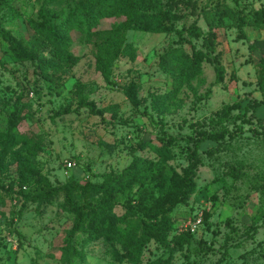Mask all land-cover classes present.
<instances>
[{"label": "rangeland", "instance_id": "374dc122", "mask_svg": "<svg viewBox=\"0 0 264 264\" xmlns=\"http://www.w3.org/2000/svg\"><path fill=\"white\" fill-rule=\"evenodd\" d=\"M125 1L128 8L78 27L66 5L84 11L95 0L3 4L1 27L33 61L0 37V141L15 107L20 136L11 148L0 146V264H264V0ZM41 7L59 16L66 56L37 30ZM157 9L178 19L152 32L131 28L134 12ZM193 49L204 55L199 71L177 85L174 69L184 67L174 61ZM199 131L233 137L200 146L189 188L184 170L194 148L184 139ZM164 134L177 141L161 166L147 145L158 146ZM135 157L151 161L150 172L113 196L104 220L88 216L100 198L92 191L71 192L79 218L64 190L43 198L72 183L98 187ZM172 172L181 180L172 182ZM139 207L170 209L160 243L138 249L126 236L123 245L88 238L154 223Z\"/></svg>", "mask_w": 264, "mask_h": 264}, {"label": "trees", "instance_id": "16d2710c", "mask_svg": "<svg viewBox=\"0 0 264 264\" xmlns=\"http://www.w3.org/2000/svg\"><path fill=\"white\" fill-rule=\"evenodd\" d=\"M6 0H0V11H2L3 4ZM236 4H238L239 0H234ZM131 8L132 6L129 5ZM67 10L69 11L66 18L69 23L72 25L74 24L76 27L79 26L80 23L85 24H91V20L93 17L99 16V15H105V14H112L116 9L120 8H128V2L125 0H95L94 3H92L88 10H82L78 6H72L67 4L66 5ZM58 15H56L54 12L47 13L43 7L40 8L38 12V23H36L37 30L43 34L44 37H46L50 42L54 43V46L60 54L67 55V43L66 41H59L60 38H58V33L60 31V24L54 23L58 19ZM132 17V18H131ZM131 28H136L143 31H155L157 30L163 23L168 22L172 19H178L176 15H171L168 11H163L160 9H157L154 11L152 15H148L144 12H134V15H131ZM195 31L193 27H190L188 29H184L181 33H179V40H183L182 33L187 32L188 34ZM212 36V35H211ZM0 37H2L5 41H7L10 46L12 47L14 53H16L21 59L27 60V61H33V58L28 55H24L22 51L17 46L15 40L1 27L0 23ZM204 58V55L200 51H195L193 49L192 55L189 58L186 55H183L182 58L179 56L174 61V64L177 65L180 63L183 65L184 70H181L180 68L174 69V80L176 84L182 83L189 78L194 77L198 71H199V64L202 62ZM259 78H264V60H261L259 62ZM264 80V79H263ZM263 84V83H262ZM263 86V87H262ZM261 87L264 88V85ZM19 99V98H18ZM230 108L225 107L223 110L224 115L229 114ZM18 115V107L14 108V111L11 114V119L8 127L6 128V131L4 132V140L0 141V146L3 147V150H6L8 148H11L13 143L18 139V135L13 132V129L16 125V117ZM242 122H245V119L243 117H237ZM230 136V139L233 137V133L227 132V131H221V132H213V133H204L202 131H199L196 133V137L194 138H185L184 140L187 143H191L193 145L194 150L190 153V165L188 168L184 170V179L187 181V186L189 188L193 187V183L190 179L191 176L194 174L195 168L198 166V156L197 151L199 150L200 146L206 142H220L222 141L225 136ZM177 140L172 137H166L164 134L159 139V145H151L148 144L150 151H152L160 160H162V165H165L166 160L171 158V151L170 147L173 145ZM152 167V162L148 161L146 159H141L139 157H135L132 161V163L126 167L121 173L117 175H103L101 176V179L103 180L101 185L98 187H90L86 188L81 185L72 183L70 185H67L65 187H61L59 189H51L48 193L44 195L45 199H53L58 191L64 190L65 192V198L66 203H68V207L70 210L75 214L76 217L79 218V211L77 209L72 208L69 198L71 197L72 191H92L96 195H100L99 200L97 201V204L95 207H93L89 212L88 216H91L92 218L98 219L99 221L104 220L108 216V208L111 205V201L113 196L118 193L121 189L125 187H129L137 183L140 179L147 177L148 172H150V169ZM170 169V168H168ZM235 169H230L229 174L237 177V174L235 173ZM161 177V172L158 175ZM172 182H175L176 179L181 180V178L174 172H172V176L169 178ZM8 191L12 190V187L9 186L7 188ZM184 202V201H182ZM138 210L145 216H153L155 221L151 224H144L142 227H137L136 231L134 233L131 232V229H127L126 227L124 229L117 228V234L112 235L109 234L106 230H100V231H94L92 234L88 235V238L90 239H98L103 238L106 242H117L123 245L122 237L126 236L130 238L134 244L137 246L138 249L144 248L147 244L150 242L160 243L163 241L168 234V232L171 229L170 220L167 216L168 211H170L169 208L167 209H161V210H145L142 207H139ZM229 224V222H226V225ZM134 223H132V228L134 227ZM249 232L254 234L256 232L255 227H251L249 229ZM249 236V233H247ZM125 249V248H124ZM210 249L203 248L202 251L208 252ZM115 253V256L118 260H120L122 257L116 253V251H113Z\"/></svg>", "mask_w": 264, "mask_h": 264}, {"label": "built area", "instance_id": "2783aa9c", "mask_svg": "<svg viewBox=\"0 0 264 264\" xmlns=\"http://www.w3.org/2000/svg\"><path fill=\"white\" fill-rule=\"evenodd\" d=\"M67 170L71 169V165H67L66 167ZM65 175H67V172H65ZM201 224V220L197 219L192 226L190 227L189 231L191 232V234H194L196 229L199 227V225Z\"/></svg>", "mask_w": 264, "mask_h": 264}]
</instances>
